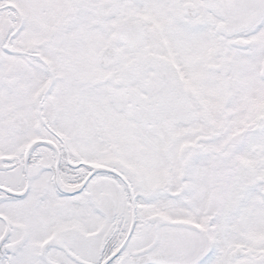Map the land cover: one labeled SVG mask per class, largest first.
I'll use <instances>...</instances> for the list:
<instances>
[{
	"label": "snow or ice",
	"instance_id": "obj_1",
	"mask_svg": "<svg viewBox=\"0 0 264 264\" xmlns=\"http://www.w3.org/2000/svg\"><path fill=\"white\" fill-rule=\"evenodd\" d=\"M0 264H264V0H0Z\"/></svg>",
	"mask_w": 264,
	"mask_h": 264
}]
</instances>
